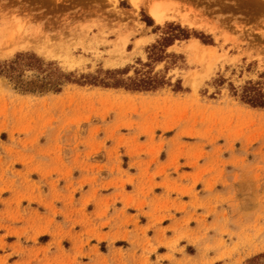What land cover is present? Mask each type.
<instances>
[{
    "label": "rangeland",
    "instance_id": "1",
    "mask_svg": "<svg viewBox=\"0 0 264 264\" xmlns=\"http://www.w3.org/2000/svg\"><path fill=\"white\" fill-rule=\"evenodd\" d=\"M19 55L40 69L0 76V264H264V108L240 100L264 0H0ZM107 71L123 87L80 84Z\"/></svg>",
    "mask_w": 264,
    "mask_h": 264
},
{
    "label": "trees",
    "instance_id": "2",
    "mask_svg": "<svg viewBox=\"0 0 264 264\" xmlns=\"http://www.w3.org/2000/svg\"><path fill=\"white\" fill-rule=\"evenodd\" d=\"M172 31H179V29H174ZM181 36L183 39H187L188 36L186 33L181 31ZM179 35H167V37L163 38V43H165V47H169L172 45L174 39H178ZM204 43H207L203 40ZM27 60L28 66L35 67L36 69H40V61L39 59L34 55H27L23 56L19 55L17 56V60L11 61L9 63H4L3 65H0V76H5L11 81H15L18 83L19 81V74H18V68L20 65V60L23 61V59ZM106 74L108 77L105 79H100L99 77H84L87 79V81L80 83L78 81H75V83L80 84H88V85H94V86H102L105 88H121L123 87L121 81L119 79H116L117 72H109L107 71ZM67 82H71L70 78L68 76L62 77ZM62 79V80H63ZM62 80L60 82H62ZM20 84V82H19ZM47 85H53L54 91L59 92L60 91V83H51V82H45L43 83L40 88H44ZM161 85V82L154 78V77H143L139 80H132L130 85L124 86L126 90L132 91V92H148V91H155L157 88H159ZM58 87V88H57ZM249 91V92H246ZM241 102L253 107V108H264V93L261 92V90L257 88H251V90L245 89V92L240 98Z\"/></svg>",
    "mask_w": 264,
    "mask_h": 264
},
{
    "label": "bare ground",
    "instance_id": "3",
    "mask_svg": "<svg viewBox=\"0 0 264 264\" xmlns=\"http://www.w3.org/2000/svg\"><path fill=\"white\" fill-rule=\"evenodd\" d=\"M150 5V4H149ZM155 7V6H154ZM148 8V7H147ZM150 15H151V17L156 21V22H162L163 21V18H165L163 15H162V13L160 12V11H158L157 9H153V8H151L150 9ZM186 24V23H185ZM205 26V25H204ZM207 49H208V47H207ZM203 50H205V49H203Z\"/></svg>",
    "mask_w": 264,
    "mask_h": 264
}]
</instances>
